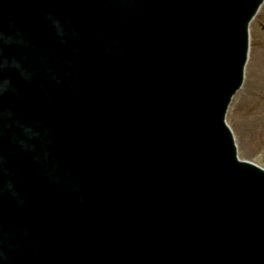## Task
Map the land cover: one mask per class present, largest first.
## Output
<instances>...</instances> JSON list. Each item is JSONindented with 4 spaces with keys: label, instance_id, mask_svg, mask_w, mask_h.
I'll return each mask as SVG.
<instances>
[{
    "label": "water",
    "instance_id": "obj_1",
    "mask_svg": "<svg viewBox=\"0 0 264 264\" xmlns=\"http://www.w3.org/2000/svg\"><path fill=\"white\" fill-rule=\"evenodd\" d=\"M261 1L0 0V58L25 87L65 63L70 86L102 91L49 105L0 76L11 264H264V173L235 161L223 124Z\"/></svg>",
    "mask_w": 264,
    "mask_h": 264
},
{
    "label": "rangeland",
    "instance_id": "obj_2",
    "mask_svg": "<svg viewBox=\"0 0 264 264\" xmlns=\"http://www.w3.org/2000/svg\"><path fill=\"white\" fill-rule=\"evenodd\" d=\"M249 25L250 49L244 87L227 111L237 154L264 168V4Z\"/></svg>",
    "mask_w": 264,
    "mask_h": 264
},
{
    "label": "bare ground",
    "instance_id": "obj_3",
    "mask_svg": "<svg viewBox=\"0 0 264 264\" xmlns=\"http://www.w3.org/2000/svg\"><path fill=\"white\" fill-rule=\"evenodd\" d=\"M263 4H264V2H263ZM263 4H262V5H263ZM262 5H261V7L259 8V10L263 7ZM259 10H258V11H259ZM258 11H257V12H258ZM256 15H257V13H256ZM252 21H253V19L250 21V24H251ZM250 24H249V25H250ZM249 25H248V27H249ZM248 29H250V27H249ZM249 36H250V34L248 33V37H249ZM249 38H250V37H249ZM249 43H250V42H249ZM249 49H250V47H249ZM247 64H248V61H247L246 64H245L244 72L246 71V68H247L246 65H247ZM244 75H245V74H244ZM244 82H245V78H244V80H243V82H242V84H241V89L244 87V86H243V85H244ZM241 89H239V90L233 95V97H232V99H231V102H230L229 105H228L229 107H228L227 111L229 110L230 105H231V103H232L234 97H236V95L238 94L239 91H241ZM226 113H227V112H226ZM226 115H227V114H225V122H227V121H226V118H227ZM231 134H232V133H231ZM232 136H233V135H232ZM233 137H234V136H233ZM234 143H235V142H234ZM235 145H236V144H235ZM236 146H237V145H236Z\"/></svg>",
    "mask_w": 264,
    "mask_h": 264
}]
</instances>
